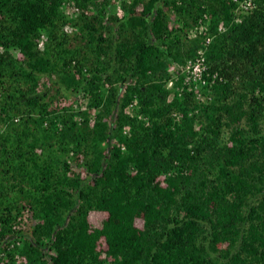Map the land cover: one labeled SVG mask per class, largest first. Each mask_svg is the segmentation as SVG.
I'll list each match as a JSON object with an SVG mask.
<instances>
[{
    "label": "trees",
    "instance_id": "16d2710c",
    "mask_svg": "<svg viewBox=\"0 0 264 264\" xmlns=\"http://www.w3.org/2000/svg\"><path fill=\"white\" fill-rule=\"evenodd\" d=\"M252 2L236 23L232 0H0V264H264V0ZM204 14L223 79L207 103L166 87Z\"/></svg>",
    "mask_w": 264,
    "mask_h": 264
},
{
    "label": "built area",
    "instance_id": "2783aa9c",
    "mask_svg": "<svg viewBox=\"0 0 264 264\" xmlns=\"http://www.w3.org/2000/svg\"><path fill=\"white\" fill-rule=\"evenodd\" d=\"M232 1L236 3L233 21L238 23L241 21L240 13L247 12L252 7L253 2L252 0ZM73 11L76 12L77 9L73 8ZM71 13L73 14V12ZM71 29L69 25H64L63 27V30L66 32H71ZM225 29L226 25L222 22L218 23L216 26L218 32L225 31ZM208 31L209 18L204 14L203 19H198L187 32V38L198 39V46L194 54L182 62L172 63L168 67L169 78L166 82V87H174L178 96H181L185 91L191 92L194 98L201 103H207L212 100L213 86L223 80L222 76L217 71L209 70L206 60V50L212 35H210ZM173 116L178 119L180 113L174 112ZM90 117L92 118L91 114Z\"/></svg>",
    "mask_w": 264,
    "mask_h": 264
},
{
    "label": "rangeland",
    "instance_id": "374dc122",
    "mask_svg": "<svg viewBox=\"0 0 264 264\" xmlns=\"http://www.w3.org/2000/svg\"><path fill=\"white\" fill-rule=\"evenodd\" d=\"M114 4H115L114 5L115 6L114 7L115 8V12L116 13H120L119 3L115 2ZM65 9L68 12V16L69 17L72 16L73 14H75V12L71 8L69 9V8L66 7ZM71 12H73V14ZM71 33L72 32H69V34H71ZM46 38H47L46 33H42L40 35L39 42H38V46L39 47H41V48L43 47V42L46 40ZM54 77L52 79H50V80H47L46 76H43L41 78V81H46L47 80V84L46 85L49 88L50 94H54L56 89H57V84L54 83V79H56V77L55 78ZM59 94H61V93H59ZM57 96L58 97L55 98V100H54L55 102L58 101L60 103H68V102L71 101V97L70 98H65V97H62V96H59V95H57ZM85 102H86L85 99H82L81 96H80V99L77 98L76 101L72 102V105L74 107H79V108L83 109ZM8 147H10V146L8 145ZM157 181L159 182V184L161 186H164V182H163V177L162 176H159L157 178ZM103 216H104L103 212L93 211V212L90 213L89 220H90L92 225L96 226V225L99 224V222H100V220L102 219ZM135 223H136L137 226H141L142 225V219H141L140 213L136 214Z\"/></svg>",
    "mask_w": 264,
    "mask_h": 264
}]
</instances>
